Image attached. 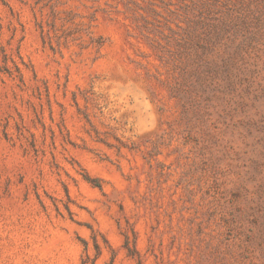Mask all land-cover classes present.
Here are the masks:
<instances>
[{"label": "rangeland", "instance_id": "1", "mask_svg": "<svg viewBox=\"0 0 264 264\" xmlns=\"http://www.w3.org/2000/svg\"><path fill=\"white\" fill-rule=\"evenodd\" d=\"M0 264H264V0H0Z\"/></svg>", "mask_w": 264, "mask_h": 264}]
</instances>
